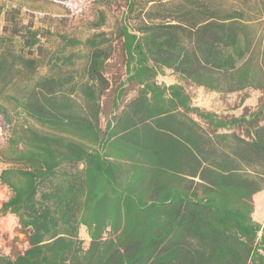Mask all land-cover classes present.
<instances>
[{"label":"trees","instance_id":"1","mask_svg":"<svg viewBox=\"0 0 264 264\" xmlns=\"http://www.w3.org/2000/svg\"><path fill=\"white\" fill-rule=\"evenodd\" d=\"M101 1L120 10L111 34L100 11L83 41L59 36L87 50L78 76L53 72L74 53L50 61L49 31L0 7L5 136L10 110L35 124L0 155L11 164L0 216L27 243L0 264H264V226L251 217L264 190V99L223 117L183 85L264 92V0Z\"/></svg>","mask_w":264,"mask_h":264},{"label":"rangeland","instance_id":"2","mask_svg":"<svg viewBox=\"0 0 264 264\" xmlns=\"http://www.w3.org/2000/svg\"><path fill=\"white\" fill-rule=\"evenodd\" d=\"M104 4L105 1L98 2V0H0V7L3 9L14 7L20 10V22L30 24L33 28L49 31V34L41 38V43L48 53H52L50 61H56V55L64 57L74 53L75 57L71 58L69 62H59L61 68L53 69V72L65 75L75 71L77 76L84 65V55L87 50L82 45L76 48L64 46L59 36L64 35L83 41L94 32L91 23L98 19L100 11L105 15L104 23L100 29L111 34L119 24L120 10L112 5L105 6ZM3 24L1 15L0 34ZM46 61L47 59H45ZM38 72L39 74H46V72L50 74L47 65L40 67ZM164 74L168 77L167 82L177 80L176 75L169 70H166ZM183 85L194 105H198L204 110L214 111L223 117L240 114L243 108L252 110L264 99V92L254 90L226 95L188 83H183ZM241 98H243L242 102ZM10 113L12 122L8 123L6 136L0 139V155H7V139L12 137L14 132H19L25 125L35 127V124L24 116L13 112V110H10ZM9 166L11 164L2 161L0 156V169ZM10 194V189L0 182V203L6 200ZM251 217L264 226V190L254 196V211ZM80 237L87 240L84 228H81ZM26 247V236L19 228L17 219L11 214L0 216V254L13 257Z\"/></svg>","mask_w":264,"mask_h":264},{"label":"built area","instance_id":"3","mask_svg":"<svg viewBox=\"0 0 264 264\" xmlns=\"http://www.w3.org/2000/svg\"><path fill=\"white\" fill-rule=\"evenodd\" d=\"M5 136V127L2 122V118L0 117V139H3Z\"/></svg>","mask_w":264,"mask_h":264},{"label":"crops","instance_id":"4","mask_svg":"<svg viewBox=\"0 0 264 264\" xmlns=\"http://www.w3.org/2000/svg\"><path fill=\"white\" fill-rule=\"evenodd\" d=\"M163 79H164V82H165V84H171V83H177L178 82V80H176V81H174V82H167V79H168V77L166 76V75H164V77H163ZM238 93V92H237ZM231 94H236V93H231ZM226 95H230V94H226ZM236 115H238V114H235V116ZM1 170V169H0ZM255 196V195H254ZM253 204H254V197H253ZM254 211V210H253ZM261 225H263V224H261Z\"/></svg>","mask_w":264,"mask_h":264}]
</instances>
